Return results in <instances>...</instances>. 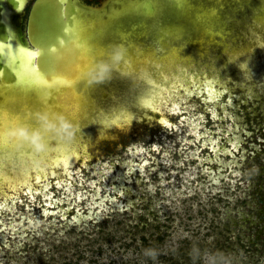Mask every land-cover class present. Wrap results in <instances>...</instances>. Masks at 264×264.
<instances>
[{"label": "rangeland", "instance_id": "374dc122", "mask_svg": "<svg viewBox=\"0 0 264 264\" xmlns=\"http://www.w3.org/2000/svg\"><path fill=\"white\" fill-rule=\"evenodd\" d=\"M239 33L246 56L224 67L207 47L157 111L145 71L116 78L127 124L66 169L2 185L0 264H264V31ZM12 154L17 179L27 152Z\"/></svg>", "mask_w": 264, "mask_h": 264}, {"label": "bare ground", "instance_id": "6f19581e", "mask_svg": "<svg viewBox=\"0 0 264 264\" xmlns=\"http://www.w3.org/2000/svg\"><path fill=\"white\" fill-rule=\"evenodd\" d=\"M33 1L0 0L4 16L0 113L7 114L0 119V131L10 122L35 126L33 113L37 111L62 114L71 131L68 138L54 130L44 131L41 152L28 144L0 142V191L2 185L13 188L28 180L30 169L35 180L44 177L45 166H49H43L44 162L66 169L80 153L87 156L86 144L97 140L99 133L127 124V109L114 98L121 89L115 80L123 83L124 73L145 71L151 90L141 103L156 110L169 87L186 79L184 71L191 73L193 68L190 76L198 75L207 47L218 49L215 52H220V62L226 67L229 60L234 62L251 49V43L242 41L239 33L242 23L261 35L264 31V0H101L99 4L43 0L40 12L32 16L24 32V8ZM117 45L123 49L122 58L111 62L110 53ZM193 51L198 55L195 59ZM100 60L112 63L109 77L87 83L82 70ZM211 92L207 84L210 99ZM21 150L27 152L25 167L18 170L16 179L13 171L4 169L11 158L18 159L12 153Z\"/></svg>", "mask_w": 264, "mask_h": 264}, {"label": "clouds", "instance_id": "9594fccd", "mask_svg": "<svg viewBox=\"0 0 264 264\" xmlns=\"http://www.w3.org/2000/svg\"><path fill=\"white\" fill-rule=\"evenodd\" d=\"M123 55V49L120 46H114L109 60L118 62ZM112 63L108 60H100L95 64L89 65L82 70V76L86 82H100L109 77L112 69ZM6 113H0V119ZM36 124L35 126L20 122H10L7 127L0 131V142H15L17 144H28L35 152H41L45 148L43 133L46 130H54L57 133H63L68 138L71 131V124L65 119L62 114H49L47 111H37L33 113ZM55 117V118H53ZM39 166V161L36 162Z\"/></svg>", "mask_w": 264, "mask_h": 264}, {"label": "water", "instance_id": "95a60500", "mask_svg": "<svg viewBox=\"0 0 264 264\" xmlns=\"http://www.w3.org/2000/svg\"><path fill=\"white\" fill-rule=\"evenodd\" d=\"M43 3H44L43 0H39V1L38 0H34L32 2L31 6H30V9H29L28 17H27V27L31 23L32 16L35 15L37 12H40L41 6H43ZM26 35L28 36V33Z\"/></svg>", "mask_w": 264, "mask_h": 264}, {"label": "flooded vegetation", "instance_id": "af4514ba", "mask_svg": "<svg viewBox=\"0 0 264 264\" xmlns=\"http://www.w3.org/2000/svg\"><path fill=\"white\" fill-rule=\"evenodd\" d=\"M83 1H85V0H83ZM92 1H93V0H87V1H85V2L88 3V4H99L101 0H98L97 3L92 2ZM31 4H32V2H30V6H31ZM29 8H30V7H29ZM24 9H25V8H24ZM28 13H29V11L27 12V17H28Z\"/></svg>", "mask_w": 264, "mask_h": 264}, {"label": "snow or ice", "instance_id": "6c2138e0", "mask_svg": "<svg viewBox=\"0 0 264 264\" xmlns=\"http://www.w3.org/2000/svg\"><path fill=\"white\" fill-rule=\"evenodd\" d=\"M4 26V16L3 14H0V29H3Z\"/></svg>", "mask_w": 264, "mask_h": 264}]
</instances>
